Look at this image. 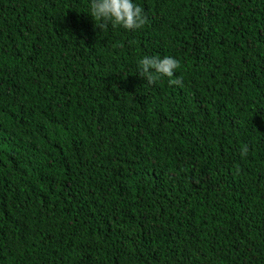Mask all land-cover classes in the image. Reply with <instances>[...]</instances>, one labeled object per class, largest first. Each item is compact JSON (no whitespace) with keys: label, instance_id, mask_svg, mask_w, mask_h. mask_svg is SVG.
I'll list each match as a JSON object with an SVG mask.
<instances>
[{"label":"trees","instance_id":"1","mask_svg":"<svg viewBox=\"0 0 264 264\" xmlns=\"http://www.w3.org/2000/svg\"><path fill=\"white\" fill-rule=\"evenodd\" d=\"M133 2L0 0V264H264V0Z\"/></svg>","mask_w":264,"mask_h":264},{"label":"clouds","instance_id":"2","mask_svg":"<svg viewBox=\"0 0 264 264\" xmlns=\"http://www.w3.org/2000/svg\"><path fill=\"white\" fill-rule=\"evenodd\" d=\"M89 15L94 18L96 26L103 30L111 24L113 28L122 27L133 31L149 23L145 10L133 0H91ZM138 67L139 76L150 85H154L162 77H167L169 86L183 87V77L175 75L180 68V62L170 55H145L138 61ZM248 152L249 147L244 144L241 156H247Z\"/></svg>","mask_w":264,"mask_h":264}]
</instances>
